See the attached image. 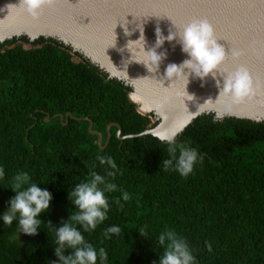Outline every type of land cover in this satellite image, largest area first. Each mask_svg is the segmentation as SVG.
Masks as SVG:
<instances>
[{
	"label": "trees",
	"instance_id": "1",
	"mask_svg": "<svg viewBox=\"0 0 264 264\" xmlns=\"http://www.w3.org/2000/svg\"><path fill=\"white\" fill-rule=\"evenodd\" d=\"M131 91L56 39L23 35L0 43V213L14 196L12 178L20 171L52 194L37 235L19 234L15 221H0V264L57 260L55 234L46 222L59 226L68 218V190L90 171L106 175L97 155L114 159L119 172L111 182L131 194L116 204L121 191L106 193L108 218L83 233L106 249L107 264H154L163 252L155 241L169 228L187 240L198 264H264V122L215 120L212 112L197 117L176 138L202 157L184 178L164 170L167 145L152 135L121 140L112 126L102 149L89 131L85 118L102 133L104 146L112 123L121 126L122 136L155 127L159 120L138 112ZM113 225L121 233L105 239L103 231ZM140 227L149 237L139 234Z\"/></svg>",
	"mask_w": 264,
	"mask_h": 264
},
{
	"label": "water",
	"instance_id": "2",
	"mask_svg": "<svg viewBox=\"0 0 264 264\" xmlns=\"http://www.w3.org/2000/svg\"><path fill=\"white\" fill-rule=\"evenodd\" d=\"M19 2L0 0V33L5 24L18 22V26L11 27L0 37V43L23 35L31 41L46 37L63 42L108 73L109 78H116L131 86L129 98L136 104L138 112L142 115L154 114L159 120L155 127L140 134L125 136L121 135V126L112 123L107 126L108 139L103 146L102 133L93 130V121L85 118L90 122L89 131L98 135L102 149L108 144L112 126L118 128L117 136L124 140L146 135L158 138L182 128L180 135L197 117L211 112L223 113L221 121L233 117L264 122V107H246L245 113L239 114L222 110L221 105L213 102L202 103L204 101L195 99L188 101V104L182 102L183 98L176 96L178 92L171 82H180L185 76L172 77V80L165 77L169 64L179 65L186 59L177 40L165 41L157 49L158 53L165 52L166 58L154 73L138 63L144 60V55L136 51L138 45L129 44L132 53L126 47L130 40L139 38L142 29L147 51L155 45L157 28L166 37L169 30H176L174 26L179 27L192 19L206 18L215 30L218 43L226 53L229 52L214 73L215 78L223 80L220 74L243 66L249 71L253 84L264 87V0H52L36 18L28 15ZM231 49H239L243 55L233 60ZM184 71L189 72L187 69ZM209 76L213 77L212 74ZM168 103L178 104V111L184 113L182 121L173 131L167 127L171 107ZM225 113L228 115L224 116ZM45 120L50 121L48 117ZM215 120H219L216 115Z\"/></svg>",
	"mask_w": 264,
	"mask_h": 264
},
{
	"label": "clouds",
	"instance_id": "3",
	"mask_svg": "<svg viewBox=\"0 0 264 264\" xmlns=\"http://www.w3.org/2000/svg\"><path fill=\"white\" fill-rule=\"evenodd\" d=\"M51 3L52 0H20L19 5L28 15L36 18L40 10ZM174 27L176 30H169L166 37L157 28L155 45L147 51H145L146 40L143 29L140 30L139 38L135 41L130 40L126 47L129 50V44L138 45L136 51L144 55V60L138 63H142L148 72L154 73L158 71L161 61L166 58V53H158L157 49L161 48L165 41L177 40L186 59L179 65L169 64L165 70V77L183 75L187 83L189 74L201 80L209 74L215 78L214 73L224 63L229 52L226 53L224 47L218 43L219 40L216 38L212 24L206 18L192 19L179 27ZM127 34L130 35V33ZM241 55H243L241 50L231 49L233 60L239 59ZM185 69L189 72L185 73ZM220 76L223 77V82L216 80L219 96L231 97L234 102L238 103L256 94L257 89L245 67L238 66L235 71L220 74ZM181 131L182 128L176 129L171 134L159 136L158 139L167 145L168 150V158L161 163L164 170L171 169L186 178L193 172L195 165L202 157L197 149L177 144L176 138ZM96 160L101 167L105 168L106 175L102 176L96 171H90L86 180L76 183L75 187L68 190V199L73 206L68 218L61 219L59 226H54L51 221L46 222L55 234L53 250L57 260L52 264H107L106 249L103 247L97 249L86 241L83 233L95 231L97 226L108 218L111 205L106 193L121 191V197L114 201L116 204H120L121 199L125 202L129 201L131 194L118 189L117 184L111 182L119 172L111 156L97 155ZM4 178L5 170L0 166V181ZM12 180L11 190L14 196L8 200L7 209L0 213V221L8 226L15 221L19 234L35 236L38 234V229H41V224L45 223L39 217L49 210L52 194L46 188L42 189L38 183L31 182L28 174L23 171L14 175ZM138 230L142 237H149L145 228L140 227ZM120 233L121 228L113 225L103 231V236L105 239H111L113 235ZM155 246L162 248L163 252L158 255L159 259L154 264H198L187 240L179 236L174 229L169 228L161 232L155 241ZM65 251L69 254L65 255Z\"/></svg>",
	"mask_w": 264,
	"mask_h": 264
},
{
	"label": "bare ground",
	"instance_id": "4",
	"mask_svg": "<svg viewBox=\"0 0 264 264\" xmlns=\"http://www.w3.org/2000/svg\"><path fill=\"white\" fill-rule=\"evenodd\" d=\"M18 26V22H15L13 24L6 25L5 28L2 26V33H0V37L4 35L6 31H8L11 27ZM192 77V78H191ZM172 80V78H171ZM216 80H220L221 83L223 80L219 78H213L211 76L206 77L204 80H201L199 78H196L194 76L188 77V83L186 77L182 78L179 82L173 81L171 84L173 85V89H176L178 92V95H176L178 98L182 97L185 104H188L190 100L195 99L197 101L202 100L206 102H213L218 105H221L220 108L225 111L229 112H236L239 114H244V109L246 107H253V106H259L264 107V87L263 86H257L256 87V94L252 96L251 98H245L241 102H234L231 97L228 96H219V89L216 87ZM191 95V96H189ZM198 98V99H197ZM169 107V114H168V129L170 131H173L175 127L182 121V118L184 116V113L179 110L178 111V104L176 103H168ZM167 106V107H168Z\"/></svg>",
	"mask_w": 264,
	"mask_h": 264
},
{
	"label": "rangeland",
	"instance_id": "5",
	"mask_svg": "<svg viewBox=\"0 0 264 264\" xmlns=\"http://www.w3.org/2000/svg\"><path fill=\"white\" fill-rule=\"evenodd\" d=\"M215 115H216V118L219 119V120L223 118L222 115H219V114H215ZM226 115H228V114L225 113L224 116H226ZM152 120H153L154 123L157 122V119L155 117H152Z\"/></svg>",
	"mask_w": 264,
	"mask_h": 264
}]
</instances>
